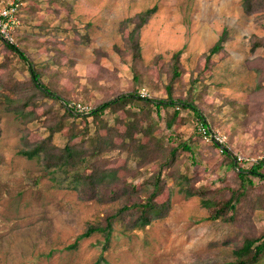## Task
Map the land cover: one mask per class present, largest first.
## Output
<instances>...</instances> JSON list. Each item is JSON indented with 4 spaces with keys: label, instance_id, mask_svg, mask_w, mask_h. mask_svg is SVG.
Returning a JSON list of instances; mask_svg holds the SVG:
<instances>
[{
    "label": "rangeland",
    "instance_id": "1",
    "mask_svg": "<svg viewBox=\"0 0 264 264\" xmlns=\"http://www.w3.org/2000/svg\"><path fill=\"white\" fill-rule=\"evenodd\" d=\"M12 3L18 4L20 22L14 44L43 70L42 81L80 105L84 115L67 118L61 103L50 99L26 107V119L7 109L10 100L31 91V84L26 64L0 37V264H224L235 260V246L264 235V182L255 178L248 187L250 217L233 225L211 220V210L200 197L179 193L169 170L168 185L157 198L162 206L171 204L168 216L133 231L117 223L106 249L100 234L80 237L89 223L123 202L82 201L36 160L20 154L24 136L30 143L42 140L50 134L47 125L62 117L65 127L53 138L58 146L66 144L72 127L80 137L71 146L82 143L88 126L90 138L105 135L106 122L125 132L122 121H128L127 110L140 112L136 106L107 112L97 122L85 114L121 92L166 98L169 63L181 52L175 97L194 102L211 132L222 136L223 146L236 158H263L264 87L256 89L258 72L251 67L254 61L264 62V46L251 49L253 36L264 42V9L247 15L243 0H0V9ZM154 7L141 32V77L136 81L124 44L132 26L121 23ZM224 29L228 41L208 61L206 53ZM145 111L140 124L148 134L137 137L143 143L149 135L167 142L172 135V146L189 144L193 153L182 152L173 169L187 174L208 196L225 200L219 189L233 185L234 171L226 168L221 148L203 139L198 117L181 110L168 129L165 109ZM115 142L120 144L121 138ZM107 157L114 160L108 166L119 169L120 179L137 187L158 170L154 160L140 167L127 162L126 153L115 151Z\"/></svg>",
    "mask_w": 264,
    "mask_h": 264
},
{
    "label": "trees",
    "instance_id": "2",
    "mask_svg": "<svg viewBox=\"0 0 264 264\" xmlns=\"http://www.w3.org/2000/svg\"><path fill=\"white\" fill-rule=\"evenodd\" d=\"M264 9V0H243V10L247 15H253ZM156 7L138 13L133 17L122 21V26L132 28L129 30L128 37L124 44L128 54H130L133 65L132 72L134 80L138 81L141 77L139 71V61L142 58L141 51V32L143 27L149 22L155 14ZM17 37V33H15ZM228 31L224 29L218 41L206 53L207 60L210 61L213 56L218 55L224 49L228 41ZM6 48L18 55L26 64L30 75L31 91L23 92L16 100H10L7 109L20 114L23 118H28L23 111L38 101L50 99L53 102L61 103L65 109L67 118H78L84 115L79 112L74 103L64 98L52 87L42 81V72L24 51L16 44L4 42ZM264 46L263 40L252 37V52L258 47ZM116 50L118 48L116 47ZM119 51V50H118ZM100 56L101 51L95 50ZM180 54H173L169 63V82L167 84L166 98H148L142 97L138 91L121 92L116 97L110 98L99 103L89 113L85 114L86 119L92 118L94 122L101 120L107 112L116 113L126 108L134 107L140 109V112L132 113L127 110L128 121H122L125 124V132L119 131L107 122L104 124L105 135L95 134L89 137V126L83 131V141L77 146H71L70 142L80 137L75 128L66 136V144L58 146L54 143V135L61 132L66 124L64 117L51 121L47 128L50 134L39 141L30 143L24 136V149L20 154L29 160H36L46 170H48L56 179L58 185L62 188H70L77 192L82 201H97L102 204H111L122 201L120 207L108 212L100 221L89 223L83 235L80 238L91 237L100 234L105 241L107 249L111 243L115 225L118 223L127 231L144 229L151 225L153 221L162 220L168 216L171 204L168 202L164 206L157 202V198L164 194L168 185L167 171L173 170L170 178L178 187V191L186 197L198 196L201 198V204L211 210L210 219H222L224 222L238 225L244 219L250 217L249 199L251 191L249 186L253 185L255 178L264 182V170L262 164H239L237 158L224 148L226 157V168L234 171L233 185L227 189L221 188L225 200H216L209 195L207 190L198 188L195 181L187 174H182L173 169L178 162L179 155L182 152L193 153L192 147L186 142H179L172 146L173 136L167 138V142L158 139L154 135H149L146 143H143L137 134L146 135L147 128L140 124L144 117L145 110L153 107L161 112L166 110V127L172 129L177 122L181 110L192 111L207 126L201 110L198 106L185 98L175 97V84L181 77ZM264 63L263 61L261 64ZM251 68L258 72V91L264 87L262 82L264 78V64L257 61ZM115 138H121L120 144H116ZM171 146H170V143ZM218 146V144H215ZM126 153L127 162L135 161L138 166L146 162L157 161L158 170L153 175L144 180L140 187L133 181L120 179L119 169L109 167L111 161L107 154L112 152ZM114 161V160H113ZM112 161V162H113ZM89 172V173H88ZM221 193V192H219ZM225 193V194H224ZM223 199V198H222ZM235 260L224 264H260L264 259V235L247 245H237L234 248Z\"/></svg>",
    "mask_w": 264,
    "mask_h": 264
},
{
    "label": "built area",
    "instance_id": "3",
    "mask_svg": "<svg viewBox=\"0 0 264 264\" xmlns=\"http://www.w3.org/2000/svg\"><path fill=\"white\" fill-rule=\"evenodd\" d=\"M18 19V4H10L0 9V37L8 44L15 43V32L19 27ZM142 97H149L147 92H142ZM79 111H82L81 106H76ZM199 131L203 139L214 144H218L221 152L224 153L223 139L220 134H213L208 126L200 123ZM237 162L243 164L249 162L250 164H262L264 170V157L259 159H248L243 156H237Z\"/></svg>",
    "mask_w": 264,
    "mask_h": 264
}]
</instances>
